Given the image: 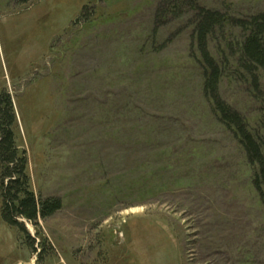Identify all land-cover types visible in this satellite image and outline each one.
<instances>
[{"label": "rangeland", "instance_id": "obj_1", "mask_svg": "<svg viewBox=\"0 0 264 264\" xmlns=\"http://www.w3.org/2000/svg\"><path fill=\"white\" fill-rule=\"evenodd\" d=\"M181 1L0 0V94L31 190L62 203L38 236L20 220L35 254L0 216V264H264V202L204 97L190 3L245 18L264 0ZM222 36L221 63L241 34ZM222 64L220 99L264 136V71L258 94Z\"/></svg>", "mask_w": 264, "mask_h": 264}, {"label": "trees", "instance_id": "obj_2", "mask_svg": "<svg viewBox=\"0 0 264 264\" xmlns=\"http://www.w3.org/2000/svg\"><path fill=\"white\" fill-rule=\"evenodd\" d=\"M185 0H182L181 3ZM194 10L192 18L191 47L198 54L202 71V91L211 105L215 116L228 129L242 148L248 165L253 169L252 187L264 202V136L251 131L246 121L219 97L218 88L223 77L224 65L229 58L234 60V73L247 81L254 93H260L259 71H264V13L235 18L217 10H209L190 2ZM166 12V11H165ZM239 30L241 38L235 43L227 40L231 54L217 61L208 49L209 40L223 35L227 30ZM236 47L238 48L236 51ZM229 52V51H228ZM260 124L264 129V106L261 109ZM16 117L10 95L0 94V200L2 221L15 228L35 254L36 240L30 238L24 224L26 221L39 235V221H44L61 209L62 203L56 197H37L31 190L27 174V156L16 143L14 128ZM40 253L42 241L38 245Z\"/></svg>", "mask_w": 264, "mask_h": 264}]
</instances>
